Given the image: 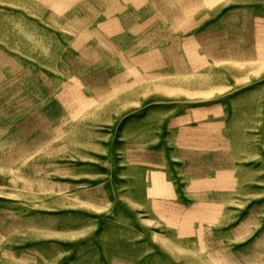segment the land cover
Returning a JSON list of instances; mask_svg holds the SVG:
<instances>
[{
	"label": "rangeland",
	"instance_id": "374dc122",
	"mask_svg": "<svg viewBox=\"0 0 264 264\" xmlns=\"http://www.w3.org/2000/svg\"><path fill=\"white\" fill-rule=\"evenodd\" d=\"M0 264H264V0H0Z\"/></svg>",
	"mask_w": 264,
	"mask_h": 264
}]
</instances>
